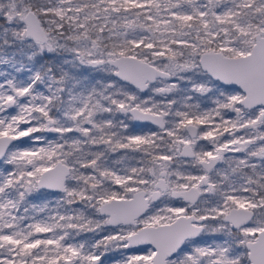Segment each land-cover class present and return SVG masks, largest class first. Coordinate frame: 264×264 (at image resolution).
I'll use <instances>...</instances> for the list:
<instances>
[{
    "label": "snow or ice",
    "instance_id": "snow-or-ice-1",
    "mask_svg": "<svg viewBox=\"0 0 264 264\" xmlns=\"http://www.w3.org/2000/svg\"><path fill=\"white\" fill-rule=\"evenodd\" d=\"M0 264H264V0H0Z\"/></svg>",
    "mask_w": 264,
    "mask_h": 264
}]
</instances>
